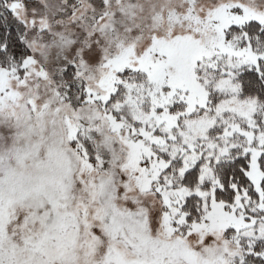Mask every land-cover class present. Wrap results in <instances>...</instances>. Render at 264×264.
<instances>
[{"label":"snow or ice","instance_id":"snow-or-ice-1","mask_svg":"<svg viewBox=\"0 0 264 264\" xmlns=\"http://www.w3.org/2000/svg\"><path fill=\"white\" fill-rule=\"evenodd\" d=\"M0 264H264V0H0Z\"/></svg>","mask_w":264,"mask_h":264}]
</instances>
